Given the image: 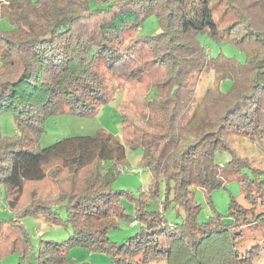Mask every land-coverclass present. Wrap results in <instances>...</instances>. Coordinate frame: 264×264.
Instances as JSON below:
<instances>
[{
    "label": "trees",
    "instance_id": "16d2710c",
    "mask_svg": "<svg viewBox=\"0 0 264 264\" xmlns=\"http://www.w3.org/2000/svg\"><path fill=\"white\" fill-rule=\"evenodd\" d=\"M263 4V0H0V21L8 25L0 27V113L10 111L18 126L13 137L0 131V196L11 215L0 218V261L11 254L21 262L28 260L33 246L21 221L42 217L55 226L69 225L72 234L60 243L39 240L36 264H76L66 253L73 246L105 253L111 264H149L157 259L166 264H251L250 255L259 248L241 253L235 247L241 228L264 222V214L249 217L231 201L226 214L232 224H226L214 210L210 194L223 187L221 168L237 173L251 169L249 160L229 146L226 134L235 131L264 139ZM220 5L234 19L215 20ZM149 14L159 33L135 34L126 41ZM201 35L234 47L242 61L221 52L209 57L198 42ZM207 65L231 73V87L205 108L201 128L182 132L181 119L194 99L189 78L202 74ZM101 66L104 72L99 71ZM105 72L134 80L156 75L152 85L165 94L158 99L147 95L142 104L148 113L158 115L159 123L146 126L144 115L134 120L123 116L124 144L100 132L37 150L43 122L58 104L75 114H91L107 102ZM124 145L142 150L140 165L150 175L148 189L135 198L129 191L112 189L120 173L117 168L125 160ZM224 152L230 160L221 163L218 157ZM47 181L57 187L54 196L33 195L18 209L22 197L28 196V184ZM161 187L162 211L147 212V200L158 197ZM193 187L203 190L211 210L205 222L198 221L202 206L193 199ZM122 195L135 201L132 219L124 214ZM171 203L176 216L182 214L177 223L164 217ZM121 219H130L132 227L140 229L117 244L107 233L117 229Z\"/></svg>",
    "mask_w": 264,
    "mask_h": 264
},
{
    "label": "rangeland",
    "instance_id": "374dc122",
    "mask_svg": "<svg viewBox=\"0 0 264 264\" xmlns=\"http://www.w3.org/2000/svg\"><path fill=\"white\" fill-rule=\"evenodd\" d=\"M222 7L221 5L218 6L215 12V20L227 21L234 19L231 13L222 12ZM262 11L260 14L264 15V4ZM7 26V23L0 21V27L7 28ZM159 31L154 15L149 14L136 32L133 31L126 36V41L135 36V34L151 36L159 33ZM198 42L200 45L205 46L211 58L215 57L218 52H221L227 57L242 61V54L234 47L225 43H212L203 35L198 38ZM205 68L206 70L202 74L194 73L189 78L194 86V99L189 104L187 114L181 119L182 132L191 128H201L205 124V108L220 94L227 93L231 87V73L216 70L210 65H207ZM99 71L104 72V67L101 66ZM155 78L156 75L145 74L138 80H134L112 76L105 72V87L108 92L107 102L91 114H75L67 106L58 104L53 113L44 120L42 131L36 140L35 148L37 150L44 149L57 141L67 138L94 137L100 132L109 134L124 144L122 133L123 116H126L129 120H134L138 118V115H144V125L156 126L159 123L158 115L156 113H148L142 104L147 95L150 99H158L165 94L164 91H157V88L152 85V81ZM17 128V122L13 114L10 111H2L0 113L1 135L13 137L17 135ZM226 138L228 139L229 146L236 154L249 160L251 167V169L247 167L241 168L238 173L228 168H221L219 175L223 187L214 190L210 194L214 210L221 214L226 224H232V219L226 214L231 201L246 209L249 217L264 214V139L255 135H243L235 131H229L226 134ZM124 147L125 160L117 168V170H120V173L117 175L112 189L117 192L129 191L132 193L133 198H135L142 191L148 189L151 181L150 175L146 168L140 165L142 150L139 147L131 148L128 145H124ZM218 159L219 162L225 163L230 160V156L224 152L219 155ZM54 164H50L46 169L52 168ZM253 169L257 171H253ZM242 180L248 187V192L242 190ZM62 188L66 187L62 186ZM191 190L195 202L202 206L201 212L198 215V221L205 222L211 216V210L206 204L203 190L198 187H193ZM56 192L57 187L51 181L42 184H28L26 190L28 196L25 194L22 197L18 204V209L28 204L33 195L36 198H51ZM246 193H250V199L246 198ZM162 201H164V196L163 188L161 187L158 197L147 200L145 210L147 212L162 211L160 206ZM120 204L124 214L132 219L134 217L135 201L122 195L120 197ZM175 206L174 203H171L170 208L164 213L165 220L168 223L181 221L182 214L178 217L176 216ZM61 216L64 217V213L61 212ZM10 217L11 215L5 207L4 195L2 194L0 196V218L9 219ZM261 217L264 218V215ZM130 219H121L117 229L108 231V239L117 244H122L128 238L135 237L140 228L139 226L132 227L129 222ZM21 222L29 234L33 246L30 257L28 260L21 262L17 254H11L4 257L0 261V264H36L34 257L39 240H52L60 243L67 240L72 234V229L69 225L55 226L45 222L42 217H26ZM240 231L242 236L237 241L236 250L241 253H250L253 248L258 247V251L250 255L252 257L251 264H264V222L257 221L255 225L244 226ZM66 253L76 264H111V257L109 255L91 252L77 246L70 247ZM149 264L166 263L162 259H157L151 261Z\"/></svg>",
    "mask_w": 264,
    "mask_h": 264
},
{
    "label": "built area",
    "instance_id": "2783aa9c",
    "mask_svg": "<svg viewBox=\"0 0 264 264\" xmlns=\"http://www.w3.org/2000/svg\"><path fill=\"white\" fill-rule=\"evenodd\" d=\"M134 173H136V172L134 171Z\"/></svg>",
    "mask_w": 264,
    "mask_h": 264
}]
</instances>
